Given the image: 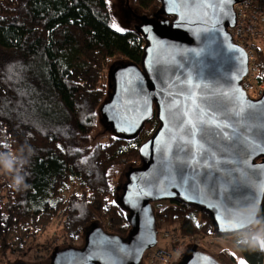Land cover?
Segmentation results:
<instances>
[{"label": "trees", "instance_id": "obj_1", "mask_svg": "<svg viewBox=\"0 0 264 264\" xmlns=\"http://www.w3.org/2000/svg\"><path fill=\"white\" fill-rule=\"evenodd\" d=\"M122 1L128 17L129 9L162 15V0H129L130 8ZM118 24L107 0H0V153L28 160L19 168L27 184L20 190L10 186L14 173L0 167V257L23 252L54 223L62 250L95 230L128 236L115 170L141 164L140 148L159 122L154 112L127 138L106 118L108 70L141 67L146 44L138 21L124 31ZM260 45L257 85L264 84V40ZM151 206L157 240L173 233L217 264H241L211 241L231 235L216 234L206 213L179 201ZM255 221L264 228V195ZM232 236L246 264H264V247L250 243L249 231Z\"/></svg>", "mask_w": 264, "mask_h": 264}, {"label": "water", "instance_id": "obj_2", "mask_svg": "<svg viewBox=\"0 0 264 264\" xmlns=\"http://www.w3.org/2000/svg\"><path fill=\"white\" fill-rule=\"evenodd\" d=\"M245 1L162 0L154 17L129 9L146 40L142 64L111 71L106 118L127 138L154 112L159 122L119 187L131 229L126 238L86 232L83 250L55 249L51 264H141L157 245L151 204L160 201L198 208L220 236L255 226L264 195V94L252 100L243 90L248 55L231 33ZM178 264L217 263L195 245Z\"/></svg>", "mask_w": 264, "mask_h": 264}, {"label": "rangeland", "instance_id": "obj_3", "mask_svg": "<svg viewBox=\"0 0 264 264\" xmlns=\"http://www.w3.org/2000/svg\"><path fill=\"white\" fill-rule=\"evenodd\" d=\"M107 1L111 5L115 16L119 20V24L116 25V28L120 29L119 31H124V30L135 27V22L137 23V21L133 20L136 18L133 14L134 12L133 13L131 12V15L128 17V14L125 12V7L123 5L122 0H107ZM111 70L112 69L108 70L109 89H110ZM258 76H259V70L257 73V77ZM254 85H257L255 80H254ZM99 118H100V124L105 125L104 118H102L101 112H100ZM115 172L117 173H116V180L114 183L116 186H118V189H119V187L124 184L126 180V175L128 172L127 170L123 171L122 168H119V170H115ZM198 219L200 222H202L201 214L198 215ZM262 229L264 228L260 225L254 226L250 229L249 235L253 237L254 234L260 232ZM181 238L186 240L185 244L182 247L177 248L175 251V249L170 247L163 240L162 232L159 234V237H158L159 240L157 242L156 247L161 246L165 250L172 252L173 254L172 264H174V261H178L177 263H175V264H178L182 256L191 249V244L190 242H188V239L183 238V237ZM235 238L236 237L231 235L226 239L214 238V239H211V241L213 240L216 244V247L218 248L227 247L233 250L237 254L240 262L243 261L244 264H246L244 257L239 253L235 245ZM85 243H86V233H85V236H82L76 242L75 246H73V249L83 250L85 247ZM261 246L264 247V244H261ZM54 248L60 249V250L64 248V243L62 240L61 232L56 223H54L52 227L43 236L38 238L36 241L32 242L23 252L9 255L8 257H0V264H51V254ZM141 264H143V259L141 261Z\"/></svg>", "mask_w": 264, "mask_h": 264}, {"label": "built area", "instance_id": "obj_4", "mask_svg": "<svg viewBox=\"0 0 264 264\" xmlns=\"http://www.w3.org/2000/svg\"><path fill=\"white\" fill-rule=\"evenodd\" d=\"M236 27L231 30L234 42L248 55L249 75L243 80L242 88L252 100H258L264 94V84L254 85L258 68L257 48L262 49L260 41L264 40V0H247L235 7ZM163 240L173 249L182 247L185 239L173 233H164ZM143 264H172L173 254L158 246L147 251Z\"/></svg>", "mask_w": 264, "mask_h": 264}, {"label": "clouds", "instance_id": "obj_5", "mask_svg": "<svg viewBox=\"0 0 264 264\" xmlns=\"http://www.w3.org/2000/svg\"><path fill=\"white\" fill-rule=\"evenodd\" d=\"M27 163L28 160L20 159L12 153H0V167H2L7 172L14 173L11 176L10 186L16 190H20L22 187H27V184L25 183V176L19 172V168H22ZM250 243L257 247H260L261 244H264V229L254 234Z\"/></svg>", "mask_w": 264, "mask_h": 264}, {"label": "snow or ice", "instance_id": "obj_6", "mask_svg": "<svg viewBox=\"0 0 264 264\" xmlns=\"http://www.w3.org/2000/svg\"><path fill=\"white\" fill-rule=\"evenodd\" d=\"M176 2H177V0H173V3H176ZM225 2H229V0H225ZM116 30L119 31L120 29L117 28ZM205 123H207V122H205ZM192 134L195 135V133H192ZM261 150H264V146H262ZM241 264H244V262L241 261Z\"/></svg>", "mask_w": 264, "mask_h": 264}, {"label": "flooded vegetation", "instance_id": "obj_7", "mask_svg": "<svg viewBox=\"0 0 264 264\" xmlns=\"http://www.w3.org/2000/svg\"><path fill=\"white\" fill-rule=\"evenodd\" d=\"M178 261H175V263H177Z\"/></svg>", "mask_w": 264, "mask_h": 264}]
</instances>
